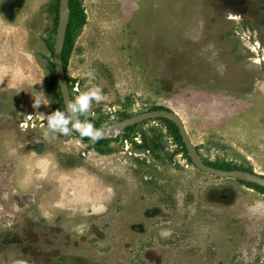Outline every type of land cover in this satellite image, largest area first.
<instances>
[{
	"label": "rangeland",
	"instance_id": "rangeland-1",
	"mask_svg": "<svg viewBox=\"0 0 264 264\" xmlns=\"http://www.w3.org/2000/svg\"><path fill=\"white\" fill-rule=\"evenodd\" d=\"M8 1L0 0V264L84 262L97 231L121 220L134 232L122 264H264V208L252 210L264 193L195 168L164 120L104 144L74 131L45 137L46 115L60 109L45 89L57 0H20L12 13ZM79 3L86 22L66 73L74 97L102 88L89 114L99 127L162 106L183 120L203 162L264 177V0ZM41 90L51 103L34 109L31 93ZM115 203L120 211L109 209Z\"/></svg>",
	"mask_w": 264,
	"mask_h": 264
},
{
	"label": "water",
	"instance_id": "water-1",
	"mask_svg": "<svg viewBox=\"0 0 264 264\" xmlns=\"http://www.w3.org/2000/svg\"><path fill=\"white\" fill-rule=\"evenodd\" d=\"M19 5H20V0H10L5 4V6H7L6 7L7 10L5 9V11H9L12 13L13 12L12 9L14 7H18ZM68 18H69L68 0H59L56 38H55V44L53 50V64H54V72L59 84V89L62 96V102L64 107H65V102L68 99H71L64 75V68L62 65V47L65 37L66 26L68 23ZM154 118H165L176 125L181 140L187 151V155L190 158L192 164L198 170L202 172H206L208 174H211L219 178L230 177L241 181L254 183L264 187V177L254 172H250L246 170H238V169L224 170V169L214 168L212 166H208L207 164H205L201 160L195 145L192 143L186 131L183 120L180 118V116L177 113L173 111L164 110V109L144 111L141 113L134 114L125 119H122L120 121L110 123L105 127L95 128V130L99 134L98 139H106L112 137L114 134L122 131L126 127L132 126L147 119H154Z\"/></svg>",
	"mask_w": 264,
	"mask_h": 264
},
{
	"label": "clouds",
	"instance_id": "clouds-1",
	"mask_svg": "<svg viewBox=\"0 0 264 264\" xmlns=\"http://www.w3.org/2000/svg\"><path fill=\"white\" fill-rule=\"evenodd\" d=\"M238 19V17H237ZM87 76L94 79V73L88 72ZM0 82H2V74H0ZM41 83V80L39 81ZM33 98L32 107L39 108L41 105L48 106L51 100L45 95L43 90L31 93ZM104 99L103 90L101 87L90 84L86 86V90L79 91L78 94L65 102L64 110L55 109L50 114L46 115L47 131L44 133L46 138H55L53 134L68 136L73 131L78 132L80 137H88L95 141L99 138V134L95 130V126L87 117L92 111L93 102L99 104ZM83 116L85 119L81 120ZM31 117V115H29ZM264 208V205L257 203L252 210ZM101 212L106 211L101 207ZM171 233H165L170 235Z\"/></svg>",
	"mask_w": 264,
	"mask_h": 264
},
{
	"label": "trees",
	"instance_id": "trees-1",
	"mask_svg": "<svg viewBox=\"0 0 264 264\" xmlns=\"http://www.w3.org/2000/svg\"><path fill=\"white\" fill-rule=\"evenodd\" d=\"M68 6H69V18H68V23L66 26L65 37H64L63 47H62V65L64 68V75H65V79H66V82L68 85L69 94H70V97L72 99V98H74V96H73L74 93L72 90V86H70V84H69L70 80H69V76L66 73V66H67V61L69 59V55H70L72 47H73L75 37H76L78 31L81 29V27L86 22V14H85V11L83 10V8L81 7V5L79 3V0H68ZM54 10H55V13L58 12V0L55 3ZM57 18H58V16L56 15L55 16L56 23H57ZM45 89H46V91L52 92L56 95V97L58 99L57 103L59 105L60 110H64V105L62 102V96L60 93L59 84H58V81H57V78H56V75L54 72V64L52 61H50L49 81L45 84ZM158 109H165V108H163L162 106H153V107L149 108V110H158ZM80 119L83 120V119H85V117L81 116ZM87 119H89L91 121V123L95 126V128H98L100 126L99 123L96 122L90 115L87 117ZM158 119L164 120L170 126V128L172 129V132L174 133L173 135H174L175 139L180 143V145L183 147L184 151L186 152V149H185L184 144L181 140V137H180V134L178 132L176 125L173 122H171L165 118H158ZM132 127H133V125L126 127V129H130ZM75 133L80 137L78 132H75ZM80 138L83 140H91L88 137H80ZM93 142H95L97 144H104L107 142V139H97ZM188 159H190V158L188 157ZM205 163L207 165L212 166V167L225 169V170L239 168L236 166H232L229 163L218 164V165L214 164V163H207V162H205ZM242 169L249 171L248 168H242ZM246 183L249 186H253V187L258 188L260 190H264V187L259 186L257 184L250 183V182H246Z\"/></svg>",
	"mask_w": 264,
	"mask_h": 264
},
{
	"label": "flooded vegetation",
	"instance_id": "flooded-vegetation-1",
	"mask_svg": "<svg viewBox=\"0 0 264 264\" xmlns=\"http://www.w3.org/2000/svg\"><path fill=\"white\" fill-rule=\"evenodd\" d=\"M217 178H219V177H217ZM228 178H230V177H228ZM236 180L241 182V183H246L245 181H241L238 179H236ZM248 187H251V186L248 185ZM258 190L260 192L264 193L263 190H260V189H258ZM112 208L114 210L120 211L121 210V204H119V203L112 204V205H110L109 209L112 210ZM104 223L106 224L104 227L111 228L114 226L113 224L115 222L111 221V223H110L109 220L106 219L104 221ZM107 223H110L112 226L109 227V224H107ZM116 223H118L116 230H107V231L101 230L100 232L97 231L96 236L99 237L100 240L99 239H97V240L100 241V244L99 245L97 243L95 245L89 244V246H88L89 252L87 251L88 252L87 257L85 258L84 262H81L80 260H78V258H73V257H58L57 262L59 264H122V262H120L121 258L124 255H126L127 253H130V252H132V250H134L133 248L130 247V245H128L127 242H124L125 239L126 240L128 239V235L129 234L133 235L134 232L123 229L124 228L123 220L116 221ZM138 227H139L138 225H132L131 226V228L136 230V231H138V229H137ZM90 230L92 232H94V230H92V229H90ZM136 233H140V232H136ZM6 236H7V238L2 240L4 243L13 242L16 240V239H14L8 235H6ZM129 238H131V237H129ZM89 239L94 240L92 237H90ZM248 239L250 242L256 241V238L251 237V233H250V237L248 236ZM129 249H130V252H129Z\"/></svg>",
	"mask_w": 264,
	"mask_h": 264
}]
</instances>
